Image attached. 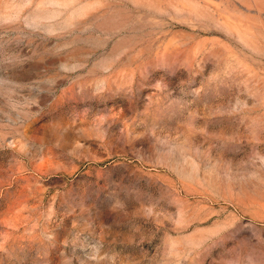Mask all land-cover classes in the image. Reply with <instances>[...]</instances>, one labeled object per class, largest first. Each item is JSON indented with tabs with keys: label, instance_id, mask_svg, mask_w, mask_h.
<instances>
[{
	"label": "rangeland",
	"instance_id": "1",
	"mask_svg": "<svg viewBox=\"0 0 264 264\" xmlns=\"http://www.w3.org/2000/svg\"><path fill=\"white\" fill-rule=\"evenodd\" d=\"M0 264H264V0H0Z\"/></svg>",
	"mask_w": 264,
	"mask_h": 264
}]
</instances>
